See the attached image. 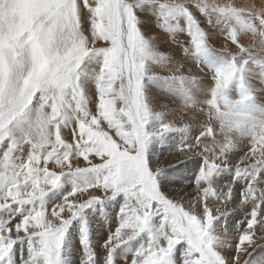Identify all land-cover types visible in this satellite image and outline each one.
<instances>
[{
    "label": "snow or ice",
    "instance_id": "1",
    "mask_svg": "<svg viewBox=\"0 0 264 264\" xmlns=\"http://www.w3.org/2000/svg\"><path fill=\"white\" fill-rule=\"evenodd\" d=\"M0 264H264V0H0Z\"/></svg>",
    "mask_w": 264,
    "mask_h": 264
}]
</instances>
